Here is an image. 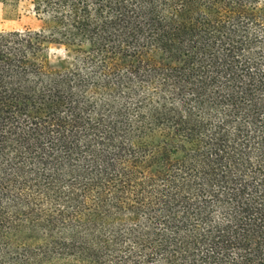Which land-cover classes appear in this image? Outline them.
<instances>
[{"label":"trees","instance_id":"1","mask_svg":"<svg viewBox=\"0 0 264 264\" xmlns=\"http://www.w3.org/2000/svg\"><path fill=\"white\" fill-rule=\"evenodd\" d=\"M28 1L39 30L0 32V264H264V0Z\"/></svg>","mask_w":264,"mask_h":264},{"label":"rangeland","instance_id":"2","mask_svg":"<svg viewBox=\"0 0 264 264\" xmlns=\"http://www.w3.org/2000/svg\"><path fill=\"white\" fill-rule=\"evenodd\" d=\"M40 26L28 0H21L17 4L3 5L0 3V32L37 31ZM50 57L53 62L61 59V50L52 48Z\"/></svg>","mask_w":264,"mask_h":264}]
</instances>
